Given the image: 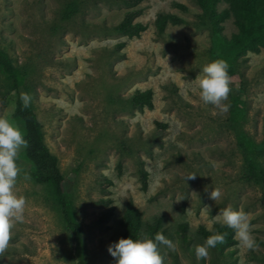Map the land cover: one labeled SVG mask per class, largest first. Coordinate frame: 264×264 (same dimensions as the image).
I'll list each match as a JSON object with an SVG mask.
<instances>
[{"label":"rangeland","instance_id":"obj_1","mask_svg":"<svg viewBox=\"0 0 264 264\" xmlns=\"http://www.w3.org/2000/svg\"><path fill=\"white\" fill-rule=\"evenodd\" d=\"M73 1L79 9L65 17ZM137 8L143 13L136 21L147 25L141 36L115 32L113 26ZM199 11L197 0H143L135 6L119 0H0V46L28 73L25 85L12 90L0 70V105L6 98L0 118L18 125L16 99L30 95L84 227L88 264H116L108 248L125 238L121 218L130 200L145 223L164 216L165 237L175 245L160 247L165 264H264V190L243 180V156L229 128L232 99L244 93L245 128L262 139L264 50L249 52L240 80H230L227 112L203 102L196 78L213 62L210 29L169 24L159 36L155 26L160 12L195 20ZM237 31L231 17L224 33L230 38ZM147 89L153 90L154 107L132 106L131 95ZM24 149L14 189L26 198L23 221L16 222L0 264H79L60 208L48 187L33 181ZM140 161L149 171L147 190ZM190 175L197 176L186 180ZM214 188L220 192L216 201ZM109 198L114 214L102 220L107 206L100 200ZM228 207L248 214L256 247H243L236 237V244L216 245L198 260L196 246L205 241L200 226L214 231L223 223L217 215ZM182 223L188 224L185 234Z\"/></svg>","mask_w":264,"mask_h":264},{"label":"trees","instance_id":"obj_2","mask_svg":"<svg viewBox=\"0 0 264 264\" xmlns=\"http://www.w3.org/2000/svg\"><path fill=\"white\" fill-rule=\"evenodd\" d=\"M127 6H135L143 0H119ZM200 11L196 19L192 20L175 13L160 12L155 20L156 31L159 36H164L166 28L172 25H202L211 31L212 44L208 53L212 61L222 59L229 65L230 80H240V68L247 62L249 52L259 53L264 50V0H197ZM227 7L220 8L221 4ZM174 6L183 12H189L190 8L180 2H174ZM79 5L73 1L64 11L65 17H72L77 13ZM143 13V9H131L127 11L120 22L113 26L114 31L129 37H140L147 29L143 22L136 21V17ZM234 18L238 31L228 38L225 33V22ZM124 43L120 44V47ZM0 70L9 81L12 90H18L25 85L28 77L26 70L17 66L10 54L0 46ZM244 90V89H243ZM130 103L134 107H154V93L152 89L137 90L130 97ZM6 107V98L3 97L0 105V114ZM13 117L19 125L28 147L24 149L22 156L31 167V177L37 184L48 187L54 201L60 208L66 228L71 232L75 243V251L79 264H88V248L84 234V227L79 219L76 204L67 189L66 177L61 171L59 159L46 143L43 125L37 112L31 104L24 107L20 95L16 99ZM248 117L246 95L243 93L233 97L229 117V128L234 132L239 150L243 156L244 172L243 180L260 185L264 190V123L261 140L254 138L245 128ZM160 126H165L158 123ZM139 175L142 187L147 190L149 186V171L139 162ZM100 202L107 206L102 220L109 219L114 214L115 207L112 199H101ZM125 238H138L141 234L154 237L157 233L166 236L165 218L163 215L155 217L152 222L145 223L142 211L130 200L126 211L121 218ZM181 232L185 234L188 224L180 225ZM199 233L205 239L211 235L220 233L225 235L224 243L219 246H232L236 244L235 230L228 228L221 222L214 226V231L200 226Z\"/></svg>","mask_w":264,"mask_h":264},{"label":"clouds","instance_id":"obj_3","mask_svg":"<svg viewBox=\"0 0 264 264\" xmlns=\"http://www.w3.org/2000/svg\"><path fill=\"white\" fill-rule=\"evenodd\" d=\"M228 69L227 61L217 59L203 68L202 78H196L201 100L220 108L222 112H227L230 108V104L225 103L230 92ZM20 99L24 107H28L30 95L22 92ZM27 147L28 140L19 126L8 119L0 118V254L8 249L16 222L23 221L26 198L19 196L14 189L21 171L17 163L19 153ZM196 176L190 175L186 180ZM25 179H28L27 175ZM219 196V190L214 188L211 198L216 201ZM220 218L224 225L235 230L241 246L248 249L256 247L247 213L228 207L217 215V219ZM224 240L225 235L220 233L207 237L203 244L196 246L197 259H206L209 249L224 243ZM162 245L173 250L175 248L170 239L157 233L154 237L141 234L135 239L131 236L121 238L118 243L110 245L108 251L115 258L116 264H165V257L160 251Z\"/></svg>","mask_w":264,"mask_h":264}]
</instances>
